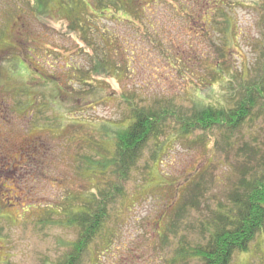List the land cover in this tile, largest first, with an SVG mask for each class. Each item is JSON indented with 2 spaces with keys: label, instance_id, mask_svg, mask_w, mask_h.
Returning <instances> with one entry per match:
<instances>
[{
  "label": "rangeland",
  "instance_id": "obj_1",
  "mask_svg": "<svg viewBox=\"0 0 264 264\" xmlns=\"http://www.w3.org/2000/svg\"><path fill=\"white\" fill-rule=\"evenodd\" d=\"M40 2L0 0V264L58 261L78 229L57 220L75 198L111 185L123 194L81 264H200L183 251L205 244L243 169L264 159V108L234 131L183 133L169 120L122 177L86 165L114 155L133 107L187 119L195 104L264 89V0H136L97 19L111 39H95L104 75L85 74L94 52L60 0L41 12ZM229 264H264V225Z\"/></svg>",
  "mask_w": 264,
  "mask_h": 264
},
{
  "label": "trees",
  "instance_id": "obj_2",
  "mask_svg": "<svg viewBox=\"0 0 264 264\" xmlns=\"http://www.w3.org/2000/svg\"><path fill=\"white\" fill-rule=\"evenodd\" d=\"M51 1L41 0L37 6L39 12L48 11V4ZM135 1L60 0L57 7L63 10L66 15L69 29L77 33L83 43L92 48L94 52L92 55V71L86 70L85 74L101 73L104 75L109 73L106 58L99 57L96 52L100 45L95 39L103 41L111 39L109 31L100 30L97 19L104 18L111 12L118 14L126 9H134L136 5L142 6L136 4ZM86 21L89 24L88 26ZM127 21L131 20L127 18ZM107 63L109 62L107 61ZM104 70L106 73H104ZM70 95L69 99L75 100L79 104L81 97L73 95L72 91ZM240 95L230 105L219 104V106H214L206 104L197 107L195 104L187 119L177 114L176 110L171 111L164 106L156 107L155 104L153 106L144 105L142 108L133 107L131 121L113 139L114 155L112 154L113 156L110 157L103 156V160L99 158L96 161H90L88 159L89 163L86 165V169L95 166L98 171L91 169V171L93 170L91 174H97L106 173L107 170L111 169L112 171V168H116L115 171L118 176L122 177L126 170L130 171L136 164L148 141L164 134L169 120L182 128L183 133L198 129L207 131L213 127H217L224 132L227 130L234 131L244 123L252 120L257 105H259L257 110L261 113L264 108L262 104L264 102V89L262 87L250 86ZM155 103H159V101H155ZM259 111L256 113H259ZM255 116L258 115L255 114ZM256 149L252 146L249 152L255 154ZM247 169L250 171H246ZM247 174L249 177H247ZM104 193L105 195L101 197L97 196L95 192L82 198H75L77 204L75 200L72 205L66 208L64 218L57 220L56 223L61 226L77 228L78 234L75 240L68 243L66 251L59 257L58 261L53 264L82 263L90 245L95 242L103 229L106 216H108L110 201H113L118 194L122 195L123 191L119 185H111V188L104 191ZM228 199L230 206L218 211L215 219L205 228L208 231L205 244L183 251L184 255L197 258L200 264H229L235 252H245L247 250L248 244L264 225L263 158L257 160L254 165L246 166V169H243L242 178L229 193Z\"/></svg>",
  "mask_w": 264,
  "mask_h": 264
}]
</instances>
